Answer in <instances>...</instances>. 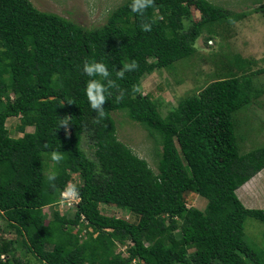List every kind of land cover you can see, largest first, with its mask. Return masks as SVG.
Masks as SVG:
<instances>
[{
    "label": "trees",
    "instance_id": "1",
    "mask_svg": "<svg viewBox=\"0 0 264 264\" xmlns=\"http://www.w3.org/2000/svg\"><path fill=\"white\" fill-rule=\"evenodd\" d=\"M130 4L87 27L31 0H0V214L16 233L0 231V264H30L19 250L40 264H264V250L245 237L247 219L264 223V208L247 207L237 194L264 169V146L241 153L239 145L258 130L254 123L264 125L246 114L264 95V82H255L264 66L239 53L214 59L213 79L167 111L164 98L143 89L150 74L195 56L205 32L208 42L225 39L246 14L211 0H154L142 14ZM86 61L103 63L109 77L86 75ZM133 62L136 69L118 78ZM93 79L106 87L103 118L86 96ZM118 112L154 140L157 171L119 138ZM11 117H19L22 136L11 135ZM84 136L93 157L81 146ZM53 152L63 159L53 161ZM74 175L82 180L78 210L47 217L46 207L67 205L61 194ZM193 192L207 199L204 209L188 206ZM102 204L133 220L104 213Z\"/></svg>",
    "mask_w": 264,
    "mask_h": 264
},
{
    "label": "rangeland",
    "instance_id": "2",
    "mask_svg": "<svg viewBox=\"0 0 264 264\" xmlns=\"http://www.w3.org/2000/svg\"><path fill=\"white\" fill-rule=\"evenodd\" d=\"M31 1L40 10L58 13L87 27H97L103 25L107 21L109 11L125 0ZM211 1L222 4L228 10H232L237 14L244 12L246 15L237 19L236 23L231 25L232 30H229L230 32L227 31L225 39L216 38L208 42L210 35L207 32L200 36L197 41L199 51L195 56L186 61L184 66L180 63L175 71H169L167 69L156 71L143 80V89L145 92L155 91L159 97L165 99V108L163 106L164 111H167L168 108L171 109L172 104L175 106L181 97L190 93L198 92L213 79L211 74L216 67V61L214 59L221 57L228 61L234 54L239 53L242 54L243 57L257 59V64L254 65V68L264 66V7H261L264 5V0H262V3L259 2L256 4H252L251 0ZM191 8L194 18H200V11L193 5ZM223 24L224 28L227 27V29H229L228 22H224ZM208 43L210 44L208 45ZM257 78L258 77L255 78V82L258 81L260 84L264 82V76L262 81L260 80V77L259 79ZM158 86H162V89H159ZM257 102L258 108H253L251 110L252 113L249 112L246 114H250L251 119L256 115L255 118H263L264 121V109L263 116H260L262 108H264V95ZM255 112L260 114L257 116ZM115 118L118 123L119 138L132 147L140 157L147 159L150 166L157 171V148H155L154 140L149 138L148 132L139 124L128 123L126 116L122 112L115 113ZM19 122V117H11L7 121V126L13 137L23 135V133L16 128ZM254 124L258 125L257 127L259 128L253 133V135L249 136L251 140L248 142H246V140L239 141L241 153H246L251 149L264 146V125H262L261 122ZM251 127L250 125H247V128L250 130ZM27 130L33 131L34 129L33 127H28ZM237 133L239 135V131ZM246 133L250 134L251 131ZM92 142L93 141L87 136H84L81 145L90 157H93L94 155ZM74 178L75 180L69 182L68 188L70 186L76 187V183H81L82 180L79 179L78 175H74ZM252 179V181L246 186L240 187L237 190V194L247 207L264 208V170ZM206 204L207 199L197 193L193 192L188 197V206L191 205L204 209ZM54 209H59L64 213L66 209L73 211L74 205L67 204L64 206L58 205L45 208L44 210L47 217H49L50 213H53ZM101 209L104 213L115 216H126L133 220L128 212L122 211L115 206L102 204ZM51 216L52 215H50V217ZM0 231L4 237H16L14 229L7 226V221L1 214ZM245 237L247 241L258 250H264V223L255 218L247 219L245 224ZM118 246V250L125 251V245L119 244ZM18 254L27 260L29 259L31 261L30 264H40L38 259H36L31 253L25 254L22 250H19ZM135 263H137V261H134L132 264Z\"/></svg>",
    "mask_w": 264,
    "mask_h": 264
},
{
    "label": "clouds",
    "instance_id": "3",
    "mask_svg": "<svg viewBox=\"0 0 264 264\" xmlns=\"http://www.w3.org/2000/svg\"><path fill=\"white\" fill-rule=\"evenodd\" d=\"M153 4H154V0H131L130 7H131V10L133 12L142 14L144 12V10L151 7ZM141 29L143 31H151V24L143 23L141 25ZM136 67H137V65L135 62H133L131 64H125L123 66V68L117 73V77L123 78L126 71H133L136 69ZM83 71L88 76L99 75L104 79H107L109 77L108 70L103 63H98V62L88 63L86 61L84 63ZM108 86H113V81L108 80ZM85 92H86V96H87V99L90 103L92 110H94L98 113V117L103 118L105 115L104 104L106 102V96H105L106 87H105V85L102 84L98 80H95V79L90 80L87 82ZM134 92H140V88H138V87L134 88ZM68 124H69L68 120H64L61 123V126L67 127ZM51 159L53 161L60 162L63 159V156L61 154H59L58 152H53ZM54 179H55V175H49L48 176L49 181H53ZM252 180H249L247 183H249ZM247 183H245L243 186H245ZM61 195H62V198L65 201H67V204H72V206L74 205V209H73L74 211L78 210L77 203L81 202L82 198H81V196H79L78 190L75 188V186H70L69 188H66ZM61 206H64V205L62 204ZM46 208H48V207H46ZM82 220H85L84 216L82 217ZM90 230H92V228H90Z\"/></svg>",
    "mask_w": 264,
    "mask_h": 264
},
{
    "label": "crops",
    "instance_id": "4",
    "mask_svg": "<svg viewBox=\"0 0 264 264\" xmlns=\"http://www.w3.org/2000/svg\"><path fill=\"white\" fill-rule=\"evenodd\" d=\"M247 184H248V183H247ZM247 184H246V185H247ZM246 185H245V186H246ZM243 187H244V186H243Z\"/></svg>",
    "mask_w": 264,
    "mask_h": 264
}]
</instances>
